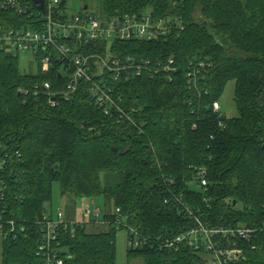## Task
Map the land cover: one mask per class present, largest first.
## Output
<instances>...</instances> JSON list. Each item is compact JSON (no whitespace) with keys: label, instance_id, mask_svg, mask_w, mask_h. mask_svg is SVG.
<instances>
[{"label":"trees","instance_id":"1","mask_svg":"<svg viewBox=\"0 0 264 264\" xmlns=\"http://www.w3.org/2000/svg\"><path fill=\"white\" fill-rule=\"evenodd\" d=\"M36 9L20 14L0 8V34L34 29ZM147 10L177 17L183 30L152 42H94L77 49L152 66L174 60L172 81L162 73L109 81L123 98L126 117L114 108L106 115L86 83L71 101L52 108L35 87L50 82L61 90L64 77L43 73L38 60L39 73L24 74L16 53L0 55L2 264H43L36 255L38 222L52 214L46 206L54 183L62 196L102 197L109 208L105 232L88 231L98 225L93 217L60 231L69 264H117V235L126 229L116 226L117 209L143 245L128 247V259L144 264H209L206 250L159 246L196 220L209 229L264 227V0H101L103 18ZM231 81L238 116L230 119L214 104ZM236 245L242 254L230 264H264V232Z\"/></svg>","mask_w":264,"mask_h":264},{"label":"built area","instance_id":"2","mask_svg":"<svg viewBox=\"0 0 264 264\" xmlns=\"http://www.w3.org/2000/svg\"><path fill=\"white\" fill-rule=\"evenodd\" d=\"M39 1L36 3L35 0H0V8H13L20 14H28L29 7L34 6L38 10L39 17L34 29H11L0 34V55L4 52L13 55L17 52H32L36 60L41 62L43 73L54 71L60 78L64 77L61 90L54 91L50 82H43L41 87H35V95H38L39 90L45 93L47 102L52 108L60 106L62 102L71 101L73 98L70 97L86 83L89 84V92L94 102L105 111L106 115H109L110 110L114 108L121 116L126 117L121 108L123 98L118 95L114 86H110L109 81L120 80L122 76H125L126 80L130 79V76L153 78L161 73L172 81L176 72L173 59L165 65L152 66L149 60L134 62L132 59L125 61L113 59L110 55L107 57L96 54L83 55L77 53V49L92 45L94 42L106 44L133 40L152 42L169 37L183 30L181 20L177 17L155 16L153 10L106 18L89 11L72 15L66 6L62 7L63 0ZM180 1L182 0H173V3ZM55 59L60 62L58 68L55 66ZM93 71L98 72L96 79ZM214 109L219 111V104H214ZM202 185L205 186L206 183L202 181ZM3 189L1 184L0 198L3 197ZM91 204L95 206V201L92 200ZM184 209L192 214L188 208L184 207ZM116 215L118 217L116 226L126 228L128 247L135 249L142 247L141 237L134 228L126 224L120 209L116 210ZM84 216L90 222L92 217L99 219L100 211L95 209L92 214L88 210ZM88 220L69 222L61 210L58 211L57 216L44 215L38 222L42 238L36 252L43 264H69L67 260L69 251L62 246L60 231L67 230L69 226L73 228L87 224ZM96 223L100 222L96 220ZM9 224L11 234H14L15 224L12 222ZM3 230L4 223L0 220L2 237L7 235ZM260 231L264 232V227L209 229L200 220H196L195 227L175 236H167L159 246L172 249L189 245L196 251H208L211 254L210 264H230L238 261L242 254L237 248L236 241L240 239L249 242ZM222 241L231 243L233 241L234 248H223Z\"/></svg>","mask_w":264,"mask_h":264},{"label":"rangeland","instance_id":"3","mask_svg":"<svg viewBox=\"0 0 264 264\" xmlns=\"http://www.w3.org/2000/svg\"><path fill=\"white\" fill-rule=\"evenodd\" d=\"M66 7L70 14L77 15L84 11L85 7H88L89 12H93L101 16V0H66ZM16 56L19 59V67L22 73L27 75H37L39 73V65L32 52H17ZM235 82L231 81L227 84L224 94L222 95L219 106L220 112L226 118H235L238 116V110L235 104ZM95 206H93L92 200L89 198H76L70 195L62 196L60 193L59 183L53 184V198L52 202L48 204L47 210L54 216H57L58 211H62L68 220L81 222L85 218V214L88 210L94 213V210L100 211L101 224L89 226L88 231L90 233H101L107 231L108 227L105 224V216L109 211L104 198L99 197L93 199ZM94 216V215H93ZM89 222V220L87 221ZM90 223V222H89ZM127 231L121 230L117 235V264H144L142 258L128 259V244H127ZM0 242V264H2V248ZM210 264V263H209Z\"/></svg>","mask_w":264,"mask_h":264},{"label":"water","instance_id":"4","mask_svg":"<svg viewBox=\"0 0 264 264\" xmlns=\"http://www.w3.org/2000/svg\"><path fill=\"white\" fill-rule=\"evenodd\" d=\"M35 2H36V3H39L40 1H39V0H35ZM7 55H8V56H10V57H12V56H13V54H12V53H8Z\"/></svg>","mask_w":264,"mask_h":264},{"label":"crops","instance_id":"5","mask_svg":"<svg viewBox=\"0 0 264 264\" xmlns=\"http://www.w3.org/2000/svg\"><path fill=\"white\" fill-rule=\"evenodd\" d=\"M100 218V217H99ZM72 221V220H71ZM100 221V220H99ZM99 224H101V223H99ZM104 225H106V223L104 224Z\"/></svg>","mask_w":264,"mask_h":264}]
</instances>
